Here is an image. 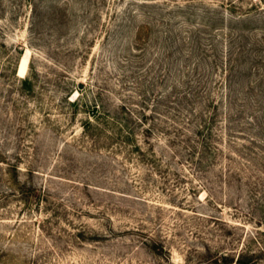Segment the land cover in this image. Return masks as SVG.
<instances>
[{
	"label": "rangeland",
	"instance_id": "obj_1",
	"mask_svg": "<svg viewBox=\"0 0 264 264\" xmlns=\"http://www.w3.org/2000/svg\"><path fill=\"white\" fill-rule=\"evenodd\" d=\"M215 9L228 14L211 0H0V264H225L242 250L264 264V26L227 81L231 23H210ZM18 47L35 96L6 71ZM159 100L182 124L187 101L218 103L223 152L200 165L159 125L156 161L84 134L95 103L151 114Z\"/></svg>",
	"mask_w": 264,
	"mask_h": 264
},
{
	"label": "trees",
	"instance_id": "obj_2",
	"mask_svg": "<svg viewBox=\"0 0 264 264\" xmlns=\"http://www.w3.org/2000/svg\"><path fill=\"white\" fill-rule=\"evenodd\" d=\"M206 1V0H199ZM213 3H218L220 7L225 8L228 11L226 13H218L216 9L213 10L212 15H207V18L210 23L214 26H224L229 20L231 23L230 37H231V55L230 62L227 72V81H231L232 76H234L235 71V61L234 55L244 56L246 52V47L251 42L252 33L254 31L252 25H256L257 23H262L264 26V0H211ZM54 9V8H53ZM52 10V9H51ZM48 13V12H47ZM215 14V15H213ZM54 15V14H53ZM36 25V22L33 23ZM238 32L237 35L234 33ZM254 41V48L260 47L264 45V35L261 40L256 37ZM238 43L239 52H236L234 48V44ZM1 46L5 47V44ZM16 54L13 57V60L8 62V66L6 71H10V77L12 76V81L14 83L19 84L20 91L28 96H35L36 93V84L31 77H26L24 79H20L17 76L18 65L20 66L21 58L24 53V49L22 47H18L16 50ZM8 76V75H5ZM7 81L10 80L9 77H5ZM264 84V76H261V84ZM83 88L81 87L78 92H81ZM68 96L66 99L69 100ZM186 102V97L182 98ZM2 101V94L0 95V102ZM14 100L13 105L17 106ZM235 100H231V104H234ZM71 106L75 107L74 113L76 114L80 109V102L74 100L70 102ZM171 104H174L171 102ZM190 114L188 121L185 124L179 122L178 118L174 119L173 111L169 108L167 112L163 110L162 103L160 100L157 103L153 104L152 110L149 114L145 106L141 107H133L131 109L126 104H121L116 109L112 111H108L99 103H95L90 106L88 109V118L83 122V130L86 136L104 140L108 145H116L119 148L126 149L128 151L134 152L138 151L143 154L144 159L146 157L144 146H149L152 150V153L149 154L152 158H155L156 161L159 157L157 156V151L154 148L153 143L151 142V136L155 134V130L159 125L161 128V132L163 136L166 138L165 148L172 149V144L175 141L171 140L175 139V136L182 137L187 140L189 143V148L192 149L190 156L195 159V162L203 165L205 162H213L217 156L223 152L222 150L216 149L214 146L215 134L213 130V126L217 120L218 108L219 104L213 100H209L207 104L204 106H197L195 102L187 101L186 103ZM258 109L264 110V101H259ZM214 108V109H213ZM158 115V116H157ZM157 116L158 119L155 117ZM163 119H159V117ZM257 119V125L259 130L264 135V123ZM151 120V122H149ZM155 120H160L159 124H155ZM172 122V123H170ZM153 123V124H152ZM170 123V124H168ZM193 124L192 130V138L190 137L191 130L185 128V125ZM157 127V128H156ZM140 130V134L137 131ZM158 130V129H157ZM173 130L174 132H171ZM176 130V131H175ZM179 132V133H176ZM174 134L173 136L171 134ZM171 135V136H170ZM141 137H143L141 139ZM255 141V142H254ZM257 140H253L252 144L257 143ZM143 151L145 153H143ZM160 160V158L158 159ZM146 161V160H143ZM8 167L17 170V167L11 163H7ZM264 176V173H263ZM261 182H256V184H263V177L259 179ZM18 183V182H17ZM251 184H255L250 182ZM23 195L28 197L29 195L27 191L22 188ZM264 191V190H263ZM153 240H149L152 242ZM248 250H242V252L238 255V257H231L228 254L223 255V261L225 264H256L258 263L257 253H252ZM260 255L264 256V248H261ZM25 263V262H24Z\"/></svg>",
	"mask_w": 264,
	"mask_h": 264
},
{
	"label": "water",
	"instance_id": "obj_3",
	"mask_svg": "<svg viewBox=\"0 0 264 264\" xmlns=\"http://www.w3.org/2000/svg\"><path fill=\"white\" fill-rule=\"evenodd\" d=\"M19 70H20V67L18 68V76H19Z\"/></svg>",
	"mask_w": 264,
	"mask_h": 264
},
{
	"label": "bare ground",
	"instance_id": "obj_4",
	"mask_svg": "<svg viewBox=\"0 0 264 264\" xmlns=\"http://www.w3.org/2000/svg\"><path fill=\"white\" fill-rule=\"evenodd\" d=\"M22 59V58H21ZM24 70V69H23ZM24 74V73H23ZM21 76V75H20Z\"/></svg>",
	"mask_w": 264,
	"mask_h": 264
}]
</instances>
